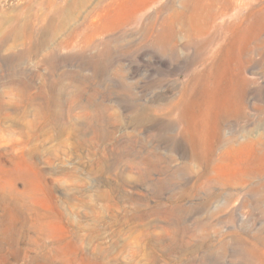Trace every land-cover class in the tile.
Wrapping results in <instances>:
<instances>
[{
    "label": "rangeland",
    "instance_id": "1",
    "mask_svg": "<svg viewBox=\"0 0 264 264\" xmlns=\"http://www.w3.org/2000/svg\"><path fill=\"white\" fill-rule=\"evenodd\" d=\"M250 139L264 0H0V264H264Z\"/></svg>",
    "mask_w": 264,
    "mask_h": 264
},
{
    "label": "bare ground",
    "instance_id": "2",
    "mask_svg": "<svg viewBox=\"0 0 264 264\" xmlns=\"http://www.w3.org/2000/svg\"><path fill=\"white\" fill-rule=\"evenodd\" d=\"M197 15L196 10H192L190 14L188 15V21H189V27L191 30H194L193 21L195 19V16ZM246 90H243L240 99V103L245 104V94ZM223 102L220 103V108L218 113H216V117L214 118V125L212 126L214 130V134H204V132H197V142L193 141V143L196 145L204 144L206 148L212 150L214 149L219 143H220V136H219V125L220 121L225 120L228 114L231 112H236L235 108L233 107V99L232 95L228 94L223 97ZM181 119L186 122L185 130L187 132H191L192 129H194L195 120L199 119L201 125L204 127L207 123V120L205 119L204 112H195L191 109H183L181 112ZM197 121V120H196ZM251 144L253 151L259 156L260 162L262 163V166H250L245 172L241 173L240 180L241 181H247L252 177L259 176L263 179L264 177V140L261 139H250L247 141ZM263 147V151H261V148ZM255 155V156H257ZM258 159V158H257ZM259 160V159H258ZM251 161V160H250ZM253 161V160H252ZM254 162V161H253ZM261 186H264V181Z\"/></svg>",
    "mask_w": 264,
    "mask_h": 264
}]
</instances>
